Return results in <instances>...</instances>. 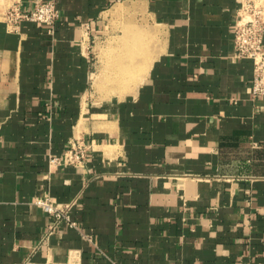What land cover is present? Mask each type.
<instances>
[{"label": "crops", "instance_id": "1", "mask_svg": "<svg viewBox=\"0 0 264 264\" xmlns=\"http://www.w3.org/2000/svg\"><path fill=\"white\" fill-rule=\"evenodd\" d=\"M35 1L0 0V264H264V97L235 57L245 0H53V33L9 26ZM119 4L162 27L154 60L135 23L103 40ZM74 141L85 168L51 166ZM46 196L75 202L77 225L47 242Z\"/></svg>", "mask_w": 264, "mask_h": 264}, {"label": "built area", "instance_id": "2", "mask_svg": "<svg viewBox=\"0 0 264 264\" xmlns=\"http://www.w3.org/2000/svg\"><path fill=\"white\" fill-rule=\"evenodd\" d=\"M9 26L17 28L22 21H31L48 26L53 33L56 25L61 20L57 4L53 0H36L33 9L23 11L20 6L11 7L6 13ZM235 57L237 59L251 60L254 64L252 83V98L257 100L264 97V11L258 9L254 0H245L237 16L235 27ZM88 146L82 142L74 141L63 158H50L51 166H75L85 168L87 162ZM35 205L53 216L45 242L56 232L62 223L77 228L71 219L70 211L75 202L66 205L57 204L52 198L46 196L36 198Z\"/></svg>", "mask_w": 264, "mask_h": 264}, {"label": "rangeland", "instance_id": "3", "mask_svg": "<svg viewBox=\"0 0 264 264\" xmlns=\"http://www.w3.org/2000/svg\"><path fill=\"white\" fill-rule=\"evenodd\" d=\"M256 5L258 9H261L262 11H264V6L260 3L259 0ZM144 21H146L144 17H137V19H134V17H129L128 9H126L121 15L111 18V20L109 21V27H108V30L111 31V35L109 33H106L107 37L103 38V40L107 42L106 44L111 42L112 46H114L113 44L117 45V43L122 42V40H125V38L131 34L125 30L124 26L135 23L138 29V32L135 35V40L138 46L143 45L144 43H147L148 49H149L150 45H152V47L154 48L153 50V54H154L153 60H154L155 46L160 45V43L163 41V31L160 29L162 27L160 25H157L156 22L154 21H149V20H147L146 22ZM144 25H147V27L152 31V34L151 33L146 34L144 32H141L142 29L144 28ZM151 35L153 38L152 37L149 38ZM102 42H103L102 39L99 38L96 40V43H93L92 45L97 46L99 44H102ZM144 53H145V48H143L142 51H139V56L140 55L144 56L145 55ZM142 73H144V71Z\"/></svg>", "mask_w": 264, "mask_h": 264}, {"label": "bare ground", "instance_id": "4", "mask_svg": "<svg viewBox=\"0 0 264 264\" xmlns=\"http://www.w3.org/2000/svg\"><path fill=\"white\" fill-rule=\"evenodd\" d=\"M126 8L128 9V7H126L125 6V4L124 5H121V4H119V5H117L114 9H113V13L111 12V14H116V15H120V14H122L125 10H126ZM142 9L143 8H138L137 9V12L139 13V12H142ZM130 12V11H129ZM142 32H144L145 33V31H142ZM150 33V32H149ZM147 34V33H146ZM145 34V35H146ZM149 35V34H148ZM154 36V35H153ZM153 38V37H152ZM144 45V44H143ZM132 54V53H131ZM133 54H135V52H133ZM132 54V57H134L135 55H133ZM138 54V56H139V52L137 51L136 52V55ZM116 68H120V66H117ZM116 68H112L114 71H113V73H112V76H114V79H118V77H120V71L119 70H116ZM126 68V67H125ZM129 69V68H128ZM132 69V68H131ZM128 72V71H127ZM121 73H123V70L121 71ZM124 73H125V71H124ZM127 73H125V75H126ZM124 75H121V77H123ZM121 80H123V79H121ZM102 83V82H101Z\"/></svg>", "mask_w": 264, "mask_h": 264}]
</instances>
